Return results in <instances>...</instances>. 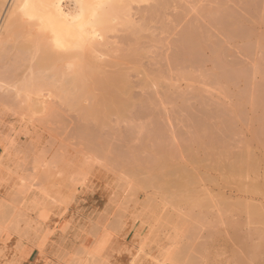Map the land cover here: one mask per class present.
<instances>
[{
	"label": "rangeland",
	"instance_id": "rangeland-1",
	"mask_svg": "<svg viewBox=\"0 0 264 264\" xmlns=\"http://www.w3.org/2000/svg\"><path fill=\"white\" fill-rule=\"evenodd\" d=\"M121 5L45 110L0 58V264H264V0Z\"/></svg>",
	"mask_w": 264,
	"mask_h": 264
},
{
	"label": "bare ground",
	"instance_id": "bare-ground-1",
	"mask_svg": "<svg viewBox=\"0 0 264 264\" xmlns=\"http://www.w3.org/2000/svg\"><path fill=\"white\" fill-rule=\"evenodd\" d=\"M125 1L127 0H0V58H3L6 55V51L10 50L12 47L11 53L14 51V54L11 56H13V58L15 57L14 59L17 60L14 66L17 67V64L19 66L20 64H24L23 62L25 61L28 62V65H23L24 69L22 73L27 71V74L29 73V79L33 76L32 81L34 82L36 77H40V74H43L42 70L44 71V69H47L44 71L47 72L52 68L49 66V61H51V64L55 58H57L55 63L59 61L58 57H61L62 55H66L65 59H75L76 57L78 59H84V54H86L85 50L88 45L95 39L99 38L101 32L106 28L108 29L111 22L118 17L122 8L121 4ZM124 11L125 10H123V13ZM121 13L119 16L122 15ZM10 42L11 47L8 45ZM38 54H40L39 60H36V62L33 63V61L37 59ZM84 60H82V64H80L78 60V62L74 60L72 61H74V65L75 63H78L77 65L84 66ZM61 62L63 61H59L56 65H60ZM46 63L48 65H46ZM65 63H67L66 60ZM65 63L62 64L65 65ZM44 64L47 68H44ZM62 64L60 66H64ZM82 66H79L81 69V71L78 70V72H80L79 75L82 73ZM42 67L43 69L40 70ZM48 67L51 68L48 69ZM36 68L37 71L35 70ZM64 68L67 69L66 65ZM68 68L71 69L72 66ZM76 70L77 69L74 71ZM33 71L37 72V76H35L36 74H34L35 72ZM51 71H54V69H51ZM78 72H76V75L74 76L80 78V76L77 75ZM38 73L40 74L38 75ZM52 74L54 76V73ZM74 76H71L73 83L76 80L79 81L76 77L75 79ZM45 78H48L47 75ZM23 79L24 81L20 82L19 86L24 87V89L22 88L23 90H25V87H30V90L27 91V93L34 94V92L36 93L35 89L40 91V88L37 87H41L39 84H43V82L36 81L34 82L35 84H33V82H30L31 80L28 81L29 79H27L26 81L25 78ZM117 81L121 82L122 80ZM35 86L37 87L35 88ZM39 91L36 93V97L40 98H34L33 104L37 103L36 105L34 104V106L39 107V109L40 107L44 109L43 106H45V99H42L44 98L41 94L42 90ZM29 96L27 100L30 98L29 101H33ZM35 110L38 112V109ZM170 171L171 175L175 172L174 170V172H172V170ZM178 186H181V184H178Z\"/></svg>",
	"mask_w": 264,
	"mask_h": 264
},
{
	"label": "crops",
	"instance_id": "crops-1",
	"mask_svg": "<svg viewBox=\"0 0 264 264\" xmlns=\"http://www.w3.org/2000/svg\"><path fill=\"white\" fill-rule=\"evenodd\" d=\"M31 258V255L30 256H28V260Z\"/></svg>",
	"mask_w": 264,
	"mask_h": 264
}]
</instances>
